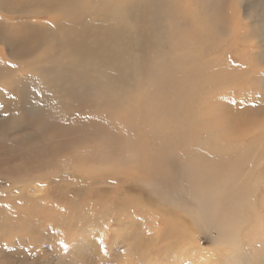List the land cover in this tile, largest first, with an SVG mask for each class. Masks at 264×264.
<instances>
[{"label": "bare ground", "instance_id": "1", "mask_svg": "<svg viewBox=\"0 0 264 264\" xmlns=\"http://www.w3.org/2000/svg\"><path fill=\"white\" fill-rule=\"evenodd\" d=\"M57 179L102 183L84 195L115 210L80 231L130 237L141 220L152 245L181 235L195 264H264V0H0V180L20 201L12 212L26 218ZM138 186L162 198V215L147 218ZM71 196L41 207L65 201L43 224L55 235L79 216Z\"/></svg>", "mask_w": 264, "mask_h": 264}, {"label": "rangeland", "instance_id": "2", "mask_svg": "<svg viewBox=\"0 0 264 264\" xmlns=\"http://www.w3.org/2000/svg\"><path fill=\"white\" fill-rule=\"evenodd\" d=\"M100 184L102 183L97 182L96 185L83 188L71 181L57 179L54 183L56 186L54 192L51 194L45 192L47 194L45 197L43 195L37 197L29 204V215L26 218H19L17 217L18 211L12 212V207L15 202L20 201L13 199V188L0 180V226L3 229L0 231V262L3 264H112L113 257L118 256L119 264H181V261H183L182 264L185 262L195 264L194 258L192 259L194 263L190 262V256H185L178 250L179 245L183 243L181 235L176 234L179 236L176 237L180 238L176 241H165L162 238L152 245L149 232L153 229L149 224L141 223V220H137V230L133 227L129 228L130 231H134L130 237H125L127 234L117 237L115 234L120 232L116 229L117 226L114 228L100 226L95 229L90 227L80 231L87 215L98 213L111 215L115 212L112 207H106L104 211L99 210L97 202H95L97 205L91 206L86 199L84 191L90 192ZM70 188L78 189V196H71V200L79 216L77 219L71 218L66 224V234L56 231L55 235L43 224L47 220V215H50L52 220L55 212L65 214L66 203L59 200L53 212L43 210L41 207L50 202L59 191ZM133 192L135 193V189ZM136 195H139L138 199L141 200V204L147 201L142 209L148 211L154 209L152 213L147 214L149 220L153 214L162 215L158 207H163L165 202L152 188L138 186ZM32 212L40 215L38 220L31 217ZM174 212L181 221L187 222L189 229L196 233L197 241L202 248L208 250L213 247L210 242L212 237L210 233L198 229L180 208H174ZM140 223L143 227H140ZM154 225L160 226V220L157 219ZM106 230L108 232L105 233ZM183 256L186 257L185 261ZM209 260L210 257L206 262Z\"/></svg>", "mask_w": 264, "mask_h": 264}, {"label": "snow or ice", "instance_id": "3", "mask_svg": "<svg viewBox=\"0 0 264 264\" xmlns=\"http://www.w3.org/2000/svg\"><path fill=\"white\" fill-rule=\"evenodd\" d=\"M10 66L14 67V65H10ZM0 264H3V262H0ZM112 264H119V257L118 256L113 257Z\"/></svg>", "mask_w": 264, "mask_h": 264}]
</instances>
